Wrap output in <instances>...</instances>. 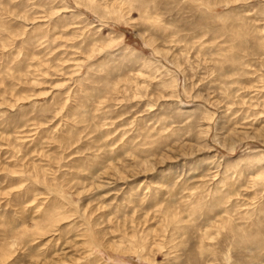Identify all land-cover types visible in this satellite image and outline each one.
Instances as JSON below:
<instances>
[{
	"label": "rangeland",
	"instance_id": "374dc122",
	"mask_svg": "<svg viewBox=\"0 0 264 264\" xmlns=\"http://www.w3.org/2000/svg\"><path fill=\"white\" fill-rule=\"evenodd\" d=\"M0 264H264V0H0Z\"/></svg>",
	"mask_w": 264,
	"mask_h": 264
}]
</instances>
